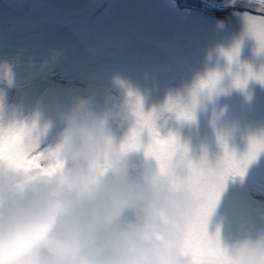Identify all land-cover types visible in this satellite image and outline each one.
I'll return each instance as SVG.
<instances>
[{
    "label": "rangeland",
    "instance_id": "rangeland-1",
    "mask_svg": "<svg viewBox=\"0 0 264 264\" xmlns=\"http://www.w3.org/2000/svg\"><path fill=\"white\" fill-rule=\"evenodd\" d=\"M102 1L84 0L78 7L79 0H0V51L24 46L29 57L58 49L69 53L59 60L14 65L4 72L6 78L16 83L61 62L113 81L119 77L141 97L143 110L148 112L158 111L168 97L189 102L191 85L215 70L221 75L216 90L198 96L192 109L194 118L181 120L172 132L188 149L189 157L197 161L206 156L213 162V146L219 147L221 140L240 156L247 149L248 138L264 132V85L251 77L243 89L232 84L237 72L245 74V65L254 72L264 65V53L258 54L255 40L245 34L244 11H233L230 25H225L221 18L213 23L172 0H109L96 13ZM227 1L215 4L223 6ZM203 2L211 8L210 2ZM183 41L194 46L202 75L185 59ZM237 44L239 51L229 63L223 53ZM7 94L8 86L0 82V124L6 126L13 120L34 123L35 138L43 147L54 145L63 116L77 98L88 99L98 113L117 98L100 87L54 79L18 86L4 103ZM123 132V128L114 131V143L120 142ZM141 139L146 142L147 134ZM135 153L141 163L143 151ZM127 160L133 165L131 151ZM252 169L264 179V151L244 171ZM131 218L125 212L120 223ZM207 230L218 233L222 244L245 235L254 237L264 230V197L252 198L239 182L227 178L209 215Z\"/></svg>",
    "mask_w": 264,
    "mask_h": 264
},
{
    "label": "clouds",
    "instance_id": "clouds-1",
    "mask_svg": "<svg viewBox=\"0 0 264 264\" xmlns=\"http://www.w3.org/2000/svg\"><path fill=\"white\" fill-rule=\"evenodd\" d=\"M2 70L7 73L6 66ZM262 71L264 65L255 73ZM211 72L217 71L191 85L189 102L168 97L158 111L152 110L156 126L169 112L168 102L191 109L193 94H209L199 82ZM115 82L124 92L106 111L98 113L88 99L77 98L63 116L54 145H39L40 151H56L62 162L58 171L43 175L0 163V264H190L181 244L191 218V196L171 187L151 158L131 165L127 153L119 152L137 123V97L141 105L142 100L119 77ZM121 128L122 139L114 143V131ZM261 136L264 132L256 137ZM107 139L113 149L100 160L106 162L101 175L95 164ZM222 156L223 151L210 163ZM125 212L132 218L120 223ZM222 247L232 264H264V230Z\"/></svg>",
    "mask_w": 264,
    "mask_h": 264
},
{
    "label": "snow or ice",
    "instance_id": "snow-or-ice-1",
    "mask_svg": "<svg viewBox=\"0 0 264 264\" xmlns=\"http://www.w3.org/2000/svg\"><path fill=\"white\" fill-rule=\"evenodd\" d=\"M246 10L242 16L246 23V35L251 36L258 48L264 50V0H248ZM253 11L261 15H253ZM239 51L237 44L231 52L224 55L229 63ZM245 75L236 76L232 84L243 88L249 77L264 85V71L260 74L245 65ZM221 75L211 72L207 78L201 79L199 87L207 89L211 94L215 89ZM197 102L195 94L192 98V108L180 107L175 102H168L166 110L174 112L177 120H192V109ZM136 126L129 131L119 144L120 153L142 150L146 158L155 161L160 175L164 176L171 187L182 188L191 196V218L188 221L181 244V250L190 258V264H232L225 255L220 238L217 234H210L207 230L209 215L216 203L220 190L225 180L230 176L242 175L250 161L257 154L264 151V136H250L247 149L237 156L221 140L220 147L223 151L222 158L210 163L206 156L193 161L188 155V149L182 145L177 136L169 133L162 136L155 124L153 111L145 112L139 97L136 101ZM31 127L23 122L0 124V163H7L25 171H36L43 175H50L62 167V162L53 150H39V144L32 135ZM143 133L147 134V141H142ZM113 149L111 139L105 141V147L95 164L98 174H103L106 162L100 160L106 153Z\"/></svg>",
    "mask_w": 264,
    "mask_h": 264
},
{
    "label": "trees",
    "instance_id": "trees-1",
    "mask_svg": "<svg viewBox=\"0 0 264 264\" xmlns=\"http://www.w3.org/2000/svg\"><path fill=\"white\" fill-rule=\"evenodd\" d=\"M83 1L84 0H79L77 6L80 7L82 5L81 2ZM108 1L109 0H103L96 13H98V11L101 10L102 7L108 3ZM172 1L176 6L190 10L204 18H208L209 20H212L213 23H217V20L221 18L225 25H230L233 11H245L246 7L248 6L246 2L241 3V0H235L233 3L227 6L224 11L215 12L211 10V8L205 2H203V0ZM253 13L261 15V13L255 11H253ZM181 46L185 59L200 75H202V70L197 59L194 46L187 41H183ZM20 47L21 48L17 47L13 49H2L0 51V82L8 86V94L5 96L4 103H7V101L10 100V96L16 90V88H18V86H23L32 82V80L40 79H54L67 84H82L88 87H100L114 94L117 98L123 95V91L116 84V82L104 76L103 74L84 72L77 66L69 67L67 64L61 62H57V64H54L47 69L40 70L32 76L26 77L14 83V80H9V78H6L4 75V71L2 70L4 66H6L7 69H10L14 65H31L34 62L44 63L46 59L59 60L58 58L69 55L67 49H58L56 51H43L40 55L38 54L35 57H29L27 56V50L25 47ZM180 121L181 120L176 119V114L174 112H164L156 123L159 132L164 130L163 136H166L176 129ZM213 153L217 157V155L222 153V148L220 146L216 147V145H214ZM131 155L133 165H139L140 163L135 151H131ZM228 178L239 182L247 190L251 197L255 199H262L264 197V180L261 179L254 169L244 171L242 175L230 176Z\"/></svg>",
    "mask_w": 264,
    "mask_h": 264
},
{
    "label": "water",
    "instance_id": "water-1",
    "mask_svg": "<svg viewBox=\"0 0 264 264\" xmlns=\"http://www.w3.org/2000/svg\"><path fill=\"white\" fill-rule=\"evenodd\" d=\"M205 1L210 2L212 9H214L215 11H220V10H224L229 5V3H231L232 0H229L223 6L215 4V3H220L221 0H205Z\"/></svg>",
    "mask_w": 264,
    "mask_h": 264
}]
</instances>
